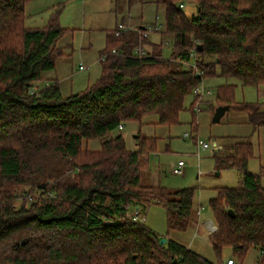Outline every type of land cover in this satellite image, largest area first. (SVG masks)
I'll return each instance as SVG.
<instances>
[{"label": "trees", "instance_id": "16d2710c", "mask_svg": "<svg viewBox=\"0 0 264 264\" xmlns=\"http://www.w3.org/2000/svg\"><path fill=\"white\" fill-rule=\"evenodd\" d=\"M35 1L0 0V264H214L174 241L161 244V236L129 218L155 204L166 210L168 231L185 232L195 192L142 185L157 138L139 136L130 150L120 126L142 125L151 115L157 125H178L186 98L207 79L264 86V0H155L165 22L159 43L145 41L149 58L133 55L135 32L109 31L102 54L118 49L123 56L108 55L100 78L68 97L58 84L35 86L64 56L59 43L70 33L57 14L43 28L27 26L26 8ZM185 2L196 3L190 17L179 7ZM235 90L217 87L216 105L263 128L264 102H237ZM92 140L100 141L98 151L84 146ZM254 156L250 140L214 154L220 169L239 171L243 181L216 189L209 201L217 264L227 263V248L235 264L257 248L264 264V186L263 176L249 171Z\"/></svg>", "mask_w": 264, "mask_h": 264}, {"label": "rangeland", "instance_id": "374dc122", "mask_svg": "<svg viewBox=\"0 0 264 264\" xmlns=\"http://www.w3.org/2000/svg\"><path fill=\"white\" fill-rule=\"evenodd\" d=\"M142 1L144 7L140 3L137 13L139 12V16H143L145 26L157 22L164 29L165 8L157 6L156 3L148 4L150 2L147 0ZM134 5H136V0H38L30 3L26 10L27 15H30L26 21L27 26L43 28L57 14L60 26L70 31L64 37L65 42L71 39V46L67 52L69 57H66L64 63H59L58 71L47 72L45 76L49 79L56 75L72 77L64 83V93L77 94L89 87L88 85L94 83L102 73V64L98 60L100 52L98 48H88L89 43H92V40L89 41V36L94 33V38L97 36L99 38L106 37L109 31L122 21L123 13L127 14L130 7H134ZM195 6V2H185L184 12L189 17L192 16L195 13ZM124 21L126 20L124 19ZM85 35L86 41L84 42ZM81 41L83 46L85 43L86 47L83 52L80 48ZM153 41L159 43L161 35L153 34L149 42ZM166 41L169 42V45L165 51L169 55L173 41L171 37H167ZM104 47L106 48V46ZM148 47L151 50L150 46ZM82 53H84V57L81 60ZM81 65L85 67V70L89 66L90 69L88 71L79 70ZM93 72H95L96 78L92 75ZM88 79L91 81L89 84H87ZM203 84L206 94L202 100V110L200 112L191 110L195 100L192 92L185 100L184 111L180 114L178 125L173 127L157 125L155 123H157L158 117L151 115L144 118L142 125L129 122L122 125L123 129L120 130L130 150L136 149V141L139 136L157 138V153L150 157V171L142 175V185L154 183L155 186L173 191L192 189L195 192L194 223L192 222L185 232L168 231L166 210L155 204L150 205L144 211L143 224L162 239L174 241L217 264L219 260L212 249L209 241L210 234L206 228L207 222L214 220L209 201L215 196L218 188H240L242 176L235 169H220L215 162L214 154L223 151L230 144L250 140L255 156L249 163V171L261 174L264 186V127L257 131L254 130L248 115L236 110H230L220 122H214V114L218 107L215 103V94L219 86L235 85L237 102L263 103L264 86L258 88L244 86L238 79L221 77L207 79ZM185 134H188L189 137H184ZM203 143L210 144V149L202 150ZM84 146L91 151H98L100 141L85 142ZM198 152H200V158L197 157ZM179 161L186 163L183 176L171 173L172 164H177ZM33 194L38 196L39 192L35 191ZM33 194L28 195L30 197L28 199L34 198ZM17 204L19 205L20 201ZM202 207L203 210H201ZM199 211L200 214H198ZM260 256L259 250L252 248L243 264H258ZM222 258L223 261L232 258V250L225 249Z\"/></svg>", "mask_w": 264, "mask_h": 264}, {"label": "built area", "instance_id": "2783aa9c", "mask_svg": "<svg viewBox=\"0 0 264 264\" xmlns=\"http://www.w3.org/2000/svg\"><path fill=\"white\" fill-rule=\"evenodd\" d=\"M180 9L184 10L185 4H180ZM163 28L156 23L145 26L143 29L141 26H135L131 23H118L115 27V31L117 35L129 32H135L138 35V43L133 50V55L136 56L138 59H147L150 56L151 50L149 49V45L145 43V41H149L150 37L153 34H160ZM165 46L169 45L168 41H164ZM124 52L118 49H112L110 53H103L100 56V62H105L107 60L108 55H118L123 56ZM191 63L190 66L197 70V54L195 52L191 53ZM83 69V67H80ZM198 76H202V72H197ZM203 84L193 90V95L198 99L194 106V111L200 112L202 110V100L204 95L206 94L204 91ZM32 94L35 93V90H32ZM120 129H123V126H120ZM184 137H189L188 134H185ZM210 144L203 143L202 150L210 149ZM200 152H198L197 157L200 158ZM186 163L184 161H179L177 164H172L171 166V173L176 176H183L185 174ZM203 210V207L202 209ZM200 214V211L198 212ZM129 218L136 222V223H144V214L141 212L140 209H136L129 214ZM207 231L210 235L215 234L218 232V225L214 220H210L206 224ZM226 264H235L234 260H228Z\"/></svg>", "mask_w": 264, "mask_h": 264}, {"label": "crops", "instance_id": "0c3cea01", "mask_svg": "<svg viewBox=\"0 0 264 264\" xmlns=\"http://www.w3.org/2000/svg\"><path fill=\"white\" fill-rule=\"evenodd\" d=\"M141 1V2H140ZM148 2H150V3H148V4H151V3H155V0H147ZM141 3V5H142V7H144V2L142 1V0H136V5H134V7H130V9H129V11L127 12V14H124L123 13V17H122V21H120L119 23H131V24H135V26H144L145 27V25H146V23H144V20H143V16L141 15V16H139V12L137 13V9L140 7L139 6V4ZM146 5V4H145ZM116 8V7H115ZM114 8V9H115ZM26 10H27V8H26ZM26 14H27V11H26ZM30 15H27V19H28V17H29ZM158 18V17H157ZM124 19L126 20V21H124ZM159 19V18H158ZM148 26V25H147ZM115 29V28H114ZM114 29H112V30H114ZM111 30V31H112ZM69 34V33H68ZM94 33H92L90 36H89V41H91L92 40V43L90 42L89 43V47L88 48H98V51L100 52L99 53V56H101L100 54L102 53L101 51L102 50H104V46H106V44H105V42H107V36L106 37H102V38H99V36H97L96 38H94ZM151 38V37H150ZM71 40V39H70ZM70 40L69 41H67V42H65L64 41V38L60 41V43H59V47L60 48H62L63 49V53H64V56L63 57H60V58H58L57 60H56V67H55V69L54 70H52V71H50V72H54V71H58L57 69L59 68V63H64L63 61H65L67 58L66 57H69V55L67 54V52H68V49L70 48V46H71V43H70ZM83 40H84V42L86 41V35L83 37ZM106 40V41H105ZM154 42V41H153ZM73 47V46H72ZM80 48H82V52H83V50H85L84 48H86L85 47V43H84V46H83V42L81 41V46H80ZM90 50V49H89ZM84 53H82V55H81V60L83 59L82 57H84V55H83ZM99 61H100V58L98 59ZM98 61V62H99ZM80 67H83L82 65L80 66ZM80 67H79V70H80ZM90 69V66L89 67H87V69L85 70V67H83V71H88ZM82 70V69H81ZM47 73V72H46ZM56 73H58V72H56ZM98 74V73H97ZM92 75H94V78H96V75H95V72H93V74ZM90 76V75H89ZM101 76V75H100ZM69 78H71L72 79V77H66V76H64V75H61V76H59V75H56V76H54V77H52L51 79H49L47 76H45V74L43 75V78H42V80L41 81H39V82H37L36 84H35V86H36V88H38V89H43V88H46V87H48V86H51V85H53V84H58V86H59V88H60V91H61V93H62V95L64 96V97H68V96H71V95H73L72 93H64V83H66V82H68L69 80H67V79H69ZM100 77H98V79H99ZM97 78L95 79V81H94V83L98 80ZM89 82H91L90 81V79H88L87 80V84H89ZM204 83V82H203ZM93 84V83H92ZM92 84H89L88 86H90V85H92ZM204 85V84H203ZM71 86L72 87H74L72 84H71ZM86 88V87H85ZM71 90H72V88H71ZM262 96H264V92H262ZM152 186H155L154 185V183L152 184ZM243 186V181H242V185H241V187ZM240 187V188H241Z\"/></svg>", "mask_w": 264, "mask_h": 264}, {"label": "water", "instance_id": "95a60500", "mask_svg": "<svg viewBox=\"0 0 264 264\" xmlns=\"http://www.w3.org/2000/svg\"><path fill=\"white\" fill-rule=\"evenodd\" d=\"M142 28L144 29L145 27L142 26ZM197 49H198V51H202L203 47L201 45H199ZM229 111H230V107L229 106H218L216 108L213 121L214 122H220L226 116V114ZM135 138H138V136H135ZM229 214H231V216H234V213L232 211H229ZM166 243H167L166 239H162L161 240V244L164 245ZM174 264H177V260L174 261Z\"/></svg>", "mask_w": 264, "mask_h": 264}]
</instances>
